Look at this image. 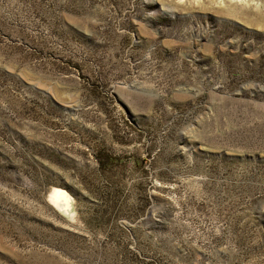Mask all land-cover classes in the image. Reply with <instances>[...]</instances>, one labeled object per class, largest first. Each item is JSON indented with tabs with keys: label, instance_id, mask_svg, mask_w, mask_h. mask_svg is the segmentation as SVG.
<instances>
[{
	"label": "rangeland",
	"instance_id": "rangeland-1",
	"mask_svg": "<svg viewBox=\"0 0 264 264\" xmlns=\"http://www.w3.org/2000/svg\"><path fill=\"white\" fill-rule=\"evenodd\" d=\"M0 264H264V0H0Z\"/></svg>",
	"mask_w": 264,
	"mask_h": 264
},
{
	"label": "bare ground",
	"instance_id": "bare-ground-1",
	"mask_svg": "<svg viewBox=\"0 0 264 264\" xmlns=\"http://www.w3.org/2000/svg\"><path fill=\"white\" fill-rule=\"evenodd\" d=\"M48 201L61 214L70 213V195L62 189H54L48 196Z\"/></svg>",
	"mask_w": 264,
	"mask_h": 264
}]
</instances>
